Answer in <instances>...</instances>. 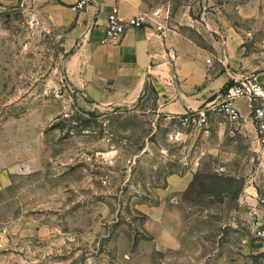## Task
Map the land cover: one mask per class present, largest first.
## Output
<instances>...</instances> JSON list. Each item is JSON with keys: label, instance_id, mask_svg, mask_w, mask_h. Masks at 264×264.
<instances>
[{"label": "rangeland", "instance_id": "374dc122", "mask_svg": "<svg viewBox=\"0 0 264 264\" xmlns=\"http://www.w3.org/2000/svg\"><path fill=\"white\" fill-rule=\"evenodd\" d=\"M141 1L145 24L194 38L214 73L215 44L236 38L264 61V0ZM67 31L0 0V264H264L256 122H186L151 85L132 104L94 100L70 78Z\"/></svg>", "mask_w": 264, "mask_h": 264}, {"label": "crops", "instance_id": "0c3cea01", "mask_svg": "<svg viewBox=\"0 0 264 264\" xmlns=\"http://www.w3.org/2000/svg\"><path fill=\"white\" fill-rule=\"evenodd\" d=\"M26 1L52 25L68 30L66 46L73 49L67 62L70 78L94 100L132 104L149 83L157 92L161 112L183 115L212 101L228 83H234L251 70L256 71L264 85V61L261 65L249 62L250 58L240 50L239 38L227 44L225 51L215 44L222 64L216 73L210 66V52L177 27L146 24L129 28L115 42L102 43L112 7L118 5L122 17L130 18L142 15L141 0H90L81 10L76 8L78 0ZM236 105L244 123L255 127L246 101L237 100ZM254 135L258 136L255 130ZM186 177L172 176V181L187 183Z\"/></svg>", "mask_w": 264, "mask_h": 264}, {"label": "built area", "instance_id": "2783aa9c", "mask_svg": "<svg viewBox=\"0 0 264 264\" xmlns=\"http://www.w3.org/2000/svg\"><path fill=\"white\" fill-rule=\"evenodd\" d=\"M90 0H78L76 8L84 9ZM145 20L142 15H135L124 18L121 15L120 7L114 5L108 15L107 25L101 37L102 43L115 42L122 38L129 28L144 27ZM244 99L250 110L251 116L256 122L258 137L262 144V155L264 158V85L256 73L244 76L233 84L224 88L215 99L207 102L201 108L187 112L185 121L208 122L212 114L221 115L232 122H241L242 112L236 105V101ZM264 239V228L258 231Z\"/></svg>", "mask_w": 264, "mask_h": 264}, {"label": "trees", "instance_id": "16d2710c", "mask_svg": "<svg viewBox=\"0 0 264 264\" xmlns=\"http://www.w3.org/2000/svg\"><path fill=\"white\" fill-rule=\"evenodd\" d=\"M231 84H233V82L228 83V84L225 86V88L228 87V86L231 85ZM148 85H149V83H148ZM148 85H147V86H148Z\"/></svg>", "mask_w": 264, "mask_h": 264}, {"label": "water", "instance_id": "95a60500", "mask_svg": "<svg viewBox=\"0 0 264 264\" xmlns=\"http://www.w3.org/2000/svg\"><path fill=\"white\" fill-rule=\"evenodd\" d=\"M147 78L149 79V74H147Z\"/></svg>", "mask_w": 264, "mask_h": 264}]
</instances>
